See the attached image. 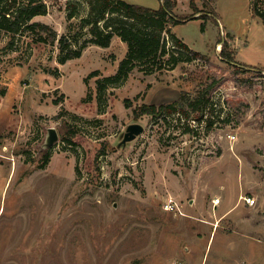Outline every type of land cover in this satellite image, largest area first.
I'll return each instance as SVG.
<instances>
[{
	"label": "rangeland",
	"instance_id": "374dc122",
	"mask_svg": "<svg viewBox=\"0 0 264 264\" xmlns=\"http://www.w3.org/2000/svg\"><path fill=\"white\" fill-rule=\"evenodd\" d=\"M46 3V16L31 22L55 29V42L26 30L10 46L0 31V264H264V23L252 0H195L206 10L173 32L206 60L135 68L102 92L97 80L115 73L126 43L90 44L60 63L59 38L78 34L89 5ZM193 12L191 0H177L178 16ZM213 81L201 121L135 115L145 103L193 98ZM136 122L144 132L119 146ZM69 125L79 129L77 145L63 139ZM51 127L59 138L48 146ZM168 199L179 210H166Z\"/></svg>",
	"mask_w": 264,
	"mask_h": 264
},
{
	"label": "trees",
	"instance_id": "16d2710c",
	"mask_svg": "<svg viewBox=\"0 0 264 264\" xmlns=\"http://www.w3.org/2000/svg\"><path fill=\"white\" fill-rule=\"evenodd\" d=\"M89 5V11L86 16L81 17L78 25V34L69 38L71 41L79 43L80 37L84 35L83 30L88 29L86 37L77 48L71 47V41H68L66 35L59 38V48L61 55L60 63H66L68 60L80 57L83 49L90 44L101 47H109L115 36L126 43L127 50L125 56L119 61L115 73L104 76L97 80L98 90H106L110 85H115L126 78L135 69L138 68L143 73H152L176 68L182 62L194 61L198 58L207 59L198 51L192 49L186 42L179 38L173 32V26L194 17L198 12L203 13L205 8H199L195 0H191L194 12L184 16H178L175 13L177 0H163L159 8H150L147 6L133 4L124 0H85ZM77 4V3H76ZM68 18L78 15L79 10L76 5L68 7ZM252 10L258 15L264 23V6L259 5V0H252ZM48 12L46 0H0V31L4 30L10 33L9 45L12 46L17 34L29 30L39 35V40L55 42L57 40V31L50 25L31 20L37 15H44ZM213 13V12H212ZM208 14H211L209 11ZM215 16V14H212ZM41 31H48L47 39L41 34ZM167 36L172 39L173 47L168 46ZM222 56L229 62H234L232 52L227 43L222 46ZM188 55L184 57V54ZM98 75L99 70L92 72ZM88 79V78H87ZM86 79V80H87ZM217 82L213 81L203 91L193 97H181L179 100L170 103L142 104L136 112V116L147 114L152 117H166L175 112L191 117L194 120L201 121L206 109L210 103V91ZM56 103H59L56 100ZM193 114V115H192ZM211 126L212 123H208ZM68 135L63 139L72 145H77L73 139L79 132L78 127L69 125ZM104 152V151H100ZM50 158L49 151L43 154V161L40 164L44 167Z\"/></svg>",
	"mask_w": 264,
	"mask_h": 264
},
{
	"label": "water",
	"instance_id": "95a60500",
	"mask_svg": "<svg viewBox=\"0 0 264 264\" xmlns=\"http://www.w3.org/2000/svg\"><path fill=\"white\" fill-rule=\"evenodd\" d=\"M144 132V126L138 122L130 124L126 132L124 134V137L122 141L119 143V146L126 144L128 141H131L135 139L138 135L142 134ZM59 138V134L56 130V128L51 127L49 129V137H48V146L53 144L55 141H57Z\"/></svg>",
	"mask_w": 264,
	"mask_h": 264
},
{
	"label": "built area",
	"instance_id": "2783aa9c",
	"mask_svg": "<svg viewBox=\"0 0 264 264\" xmlns=\"http://www.w3.org/2000/svg\"><path fill=\"white\" fill-rule=\"evenodd\" d=\"M245 200L247 203H249L250 205H254L256 202V199L254 197H245ZM164 208L166 210H179V205L178 203H176L173 199H168L165 203H164Z\"/></svg>",
	"mask_w": 264,
	"mask_h": 264
},
{
	"label": "crops",
	"instance_id": "0c3cea01",
	"mask_svg": "<svg viewBox=\"0 0 264 264\" xmlns=\"http://www.w3.org/2000/svg\"><path fill=\"white\" fill-rule=\"evenodd\" d=\"M46 15L44 14V15H37V16H35L34 18L35 19H38V18H44ZM42 20H44V19H42ZM115 38H119L118 36H115L114 38H113V40H115ZM113 40H112V42H113ZM227 213V212H226Z\"/></svg>",
	"mask_w": 264,
	"mask_h": 264
}]
</instances>
